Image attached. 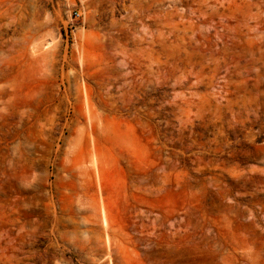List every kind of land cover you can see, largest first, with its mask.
<instances>
[{"label":"rangeland","instance_id":"374dc122","mask_svg":"<svg viewBox=\"0 0 264 264\" xmlns=\"http://www.w3.org/2000/svg\"><path fill=\"white\" fill-rule=\"evenodd\" d=\"M0 264H264V0H0Z\"/></svg>","mask_w":264,"mask_h":264},{"label":"built area","instance_id":"2783aa9c","mask_svg":"<svg viewBox=\"0 0 264 264\" xmlns=\"http://www.w3.org/2000/svg\"><path fill=\"white\" fill-rule=\"evenodd\" d=\"M63 3L67 4L71 0H61ZM74 20H79L81 18V14L79 10H75L72 14Z\"/></svg>","mask_w":264,"mask_h":264},{"label":"bare ground","instance_id":"6f19581e","mask_svg":"<svg viewBox=\"0 0 264 264\" xmlns=\"http://www.w3.org/2000/svg\"><path fill=\"white\" fill-rule=\"evenodd\" d=\"M182 64H183V63H182ZM102 214H103V212H102ZM102 217H103V218H102V219H103V220H102V221H103V224L106 225V220H105L104 215H102Z\"/></svg>","mask_w":264,"mask_h":264}]
</instances>
